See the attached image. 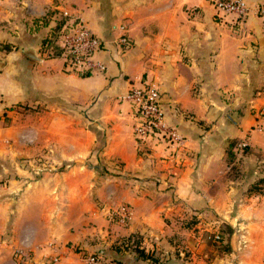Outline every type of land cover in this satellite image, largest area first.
Returning a JSON list of instances; mask_svg holds the SVG:
<instances>
[{
	"label": "crops",
	"instance_id": "obj_1",
	"mask_svg": "<svg viewBox=\"0 0 264 264\" xmlns=\"http://www.w3.org/2000/svg\"><path fill=\"white\" fill-rule=\"evenodd\" d=\"M245 2L230 28L209 0H0V264H87L130 236L157 244L218 217L264 234V0ZM63 11L100 39L102 73L48 53ZM137 80L183 139L175 164L136 145ZM46 156L62 168L47 173Z\"/></svg>",
	"mask_w": 264,
	"mask_h": 264
},
{
	"label": "built area",
	"instance_id": "obj_2",
	"mask_svg": "<svg viewBox=\"0 0 264 264\" xmlns=\"http://www.w3.org/2000/svg\"><path fill=\"white\" fill-rule=\"evenodd\" d=\"M209 2L213 8L215 21L230 28L240 25L249 12L245 0H209ZM255 11H264V4L256 6ZM116 42L123 46L129 45L124 35H120ZM46 47L48 53L63 58V68L66 72L85 76L102 73L105 69L103 62L97 58L102 47L100 39L82 18L71 17L65 11L62 12V21L56 31L55 42ZM54 49L56 53H53ZM125 98L131 109L132 133L136 145L153 150L160 146L166 154L159 159L177 163L181 158L183 139L173 126L165 122L156 86L151 82L137 80L127 90ZM115 214L118 216V221L125 224L130 219L131 211L126 204H122L116 209ZM87 264L108 263L98 256H89Z\"/></svg>",
	"mask_w": 264,
	"mask_h": 264
},
{
	"label": "rangeland",
	"instance_id": "obj_3",
	"mask_svg": "<svg viewBox=\"0 0 264 264\" xmlns=\"http://www.w3.org/2000/svg\"><path fill=\"white\" fill-rule=\"evenodd\" d=\"M98 146L99 142L95 145V148H98ZM236 148L243 150L245 146L239 144L236 145ZM44 159L48 160L45 170L47 173L62 168V164L61 166L59 164L56 168V164L51 162L52 157L50 159L49 156H46ZM235 162L236 160L229 170L232 175L237 174ZM38 171L41 172L44 169ZM250 186L243 183L237 193H240L241 197H245L246 189ZM253 188L256 189L257 187ZM115 217V221H118L116 214ZM187 222L192 223L190 229L195 224L196 219L191 218V221L188 220ZM205 228L195 227L191 236L173 233L169 235L167 240L164 238L163 242L157 244L153 241L143 240L140 237L139 245L145 253L144 257L137 259L134 258L137 254L134 250L136 241L129 238L131 242L127 241L126 243L114 245L116 248L111 250L115 252L119 260L115 261L105 256L104 258L108 264H204V262L205 264H264V258H262L264 257V234L248 233L246 227L241 226V228H238L235 223L228 222L226 218L221 217L215 218ZM199 230L201 231L199 232ZM199 241L201 242L199 243ZM189 243L194 247L195 254L193 255L188 250ZM199 244L201 245L200 256L198 252ZM149 255H151L150 260L146 258Z\"/></svg>",
	"mask_w": 264,
	"mask_h": 264
},
{
	"label": "trees",
	"instance_id": "obj_4",
	"mask_svg": "<svg viewBox=\"0 0 264 264\" xmlns=\"http://www.w3.org/2000/svg\"><path fill=\"white\" fill-rule=\"evenodd\" d=\"M54 52H56V49H54ZM227 156H228V160H230L231 159V157H232V153H231V151H227ZM130 239H134L135 241H136V243H135V245H134V250H135V252H137V254L134 256V258H139V257H144V250H143V248L139 245V243H140V241L141 240H139L140 239V236H137V235H134V236H130L129 237ZM128 238V241L130 240ZM129 242H131V241H129ZM97 256V255H96ZM151 255H149L148 257H146V258H148L149 260H150V257ZM98 257H100V259H102V260H106L105 258H104V256H102V255H100V256H98ZM109 259L111 258V259H114L115 261H117V260H119V258H117V256H116V254H115V252H113L110 256H107Z\"/></svg>",
	"mask_w": 264,
	"mask_h": 264
}]
</instances>
